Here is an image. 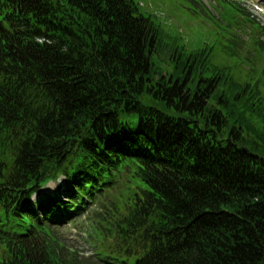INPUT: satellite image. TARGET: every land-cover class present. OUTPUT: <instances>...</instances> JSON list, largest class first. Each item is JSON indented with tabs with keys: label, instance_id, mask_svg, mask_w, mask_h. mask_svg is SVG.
<instances>
[{
	"label": "trees",
	"instance_id": "trees-1",
	"mask_svg": "<svg viewBox=\"0 0 264 264\" xmlns=\"http://www.w3.org/2000/svg\"><path fill=\"white\" fill-rule=\"evenodd\" d=\"M211 48L133 0H0V264H264L261 85ZM92 205L93 263L55 230Z\"/></svg>",
	"mask_w": 264,
	"mask_h": 264
},
{
	"label": "rangeland",
	"instance_id": "rangeland-1",
	"mask_svg": "<svg viewBox=\"0 0 264 264\" xmlns=\"http://www.w3.org/2000/svg\"><path fill=\"white\" fill-rule=\"evenodd\" d=\"M146 15L155 17L164 31L181 44L186 51L212 47L214 64L230 67L231 74L239 81H255L261 85L264 102V54L256 52L254 42H264V0H230L240 2L250 12L254 23L244 24L236 13L222 0H133ZM240 26V27H238ZM237 33L250 53L241 60L225 54L228 35ZM254 52V53H253ZM244 49H241V54ZM50 188L55 184L48 185ZM120 192V190H117ZM102 199L98 200L101 202ZM104 211L92 205L84 215L68 224L56 228L58 238L64 243L67 253L82 260L97 262L95 249L100 246L96 227Z\"/></svg>",
	"mask_w": 264,
	"mask_h": 264
}]
</instances>
